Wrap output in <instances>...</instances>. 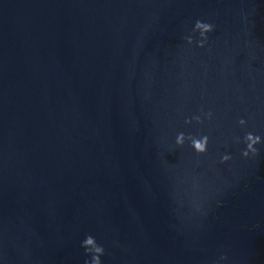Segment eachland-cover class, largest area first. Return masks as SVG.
<instances>
[{
    "label": "water",
    "instance_id": "1",
    "mask_svg": "<svg viewBox=\"0 0 264 264\" xmlns=\"http://www.w3.org/2000/svg\"><path fill=\"white\" fill-rule=\"evenodd\" d=\"M247 133L264 0H0V264H85L88 235L102 264H264Z\"/></svg>",
    "mask_w": 264,
    "mask_h": 264
},
{
    "label": "clouds",
    "instance_id": "2",
    "mask_svg": "<svg viewBox=\"0 0 264 264\" xmlns=\"http://www.w3.org/2000/svg\"><path fill=\"white\" fill-rule=\"evenodd\" d=\"M215 30L214 25L210 23L197 20L193 29V35L187 36L185 39L188 44H198L199 47L203 48L208 41V34ZM195 33L200 34V40L196 41L193 39ZM208 119L212 118V113L207 114ZM194 119L197 123H203V120L200 116H195ZM192 119L186 121V123L191 124ZM239 124L243 127L246 126L247 121L244 119L239 120ZM190 142V146L195 150L197 154H205L208 151V145L210 143V137L208 135H202L200 137H195L191 135H186L183 132L177 134L176 144L183 147L185 143ZM239 142V138H237ZM244 143L246 144V149L242 152V155L245 158H248L250 155H258L259 150L257 149L258 144L264 143V138L253 133H247L244 137ZM232 157L229 154H224L222 156L221 162L226 163L231 160ZM81 246L85 249L86 253L91 257L90 260H87L85 264H102L101 257L105 254V249L103 246L98 244L95 237L88 235L83 241ZM222 259H227V257H222Z\"/></svg>",
    "mask_w": 264,
    "mask_h": 264
}]
</instances>
